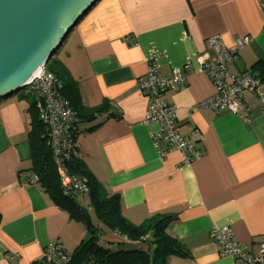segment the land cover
Instances as JSON below:
<instances>
[{"label":"crops","instance_id":"crops-1","mask_svg":"<svg viewBox=\"0 0 264 264\" xmlns=\"http://www.w3.org/2000/svg\"><path fill=\"white\" fill-rule=\"evenodd\" d=\"M74 31L62 46L67 56L58 60L78 83L85 106L108 101L122 116L83 125L77 138L79 158L106 195L120 196L124 217L135 225L156 215L175 219L168 232L189 257L173 256L167 264H241L221 256L211 238L225 226L257 256L264 240V112L250 92L247 119L201 108L216 90L199 59L214 56L211 37L236 50L249 36L229 71L241 74L264 63L259 0H100ZM150 63L162 77L175 68L188 76L185 88L168 91L165 99L176 107L183 135L198 130L192 138L202 157L189 165L177 153L162 160L152 138L160 126L145 123L148 102L139 79ZM34 103L27 96L0 102V264H40L51 243L73 253L87 237L82 223L30 182ZM103 239L111 248L122 240L113 233Z\"/></svg>","mask_w":264,"mask_h":264},{"label":"built area","instance_id":"built-area-1","mask_svg":"<svg viewBox=\"0 0 264 264\" xmlns=\"http://www.w3.org/2000/svg\"><path fill=\"white\" fill-rule=\"evenodd\" d=\"M264 12V0H259ZM250 43V37L238 41L236 50L229 49L220 36L208 39L209 48L214 56L208 54L199 59L201 71L213 83L216 93L204 100L201 108L217 113L229 112L242 118L249 117V108L245 94L252 93L259 101L264 112V76L258 72L246 71L232 74L229 66L234 63L237 53ZM48 65L41 69L29 85V94L34 97L40 120L47 126L49 142L54 163L66 195L82 202L90 203V187L87 178L68 173L67 164L79 157L77 139L74 138L76 117L69 101L62 92V83L48 70ZM189 68V66H185ZM188 76L182 68H175L172 76L162 77L155 64L150 63L146 76L139 79V87L147 99L145 123H157L158 132L152 138L162 160L171 154H179L182 164L189 165L202 157L201 149L192 138L198 133L192 128L190 136L183 135L176 115V107L165 99L170 90L185 88ZM78 138V137H77ZM39 178L34 175L30 182L36 184ZM90 209V208H89ZM211 238L217 243L221 256L232 257L241 264H264V240L260 243L257 256H252L248 246L240 243L232 227L225 226L211 231ZM69 253L61 242L51 243L44 252L41 264H69Z\"/></svg>","mask_w":264,"mask_h":264},{"label":"trees","instance_id":"trees-1","mask_svg":"<svg viewBox=\"0 0 264 264\" xmlns=\"http://www.w3.org/2000/svg\"><path fill=\"white\" fill-rule=\"evenodd\" d=\"M51 61L53 64L48 70L62 83L63 95L75 113V139L81 133L80 127L93 123L100 117L121 119L120 114L111 112L112 105L108 101L94 108L85 106L79 85L64 64L58 59L52 58ZM252 71L264 76V63L255 64ZM30 115L28 140L32 151L31 171L39 178L36 184L49 194L57 206L82 223L87 232L86 239L72 253L69 264H167L173 256L189 257L184 245L168 232L170 224L175 220L172 216L156 215L141 225L131 223L123 215L120 196H107L101 182L79 157L68 162V173L87 178L90 203L87 206L81 200L66 195L54 163L47 126L40 120L35 103ZM92 215L96 223L93 222ZM105 233L117 234L122 238L121 243L114 244L112 248L102 245L100 240Z\"/></svg>","mask_w":264,"mask_h":264},{"label":"water","instance_id":"water-1","mask_svg":"<svg viewBox=\"0 0 264 264\" xmlns=\"http://www.w3.org/2000/svg\"><path fill=\"white\" fill-rule=\"evenodd\" d=\"M100 0H0V102L28 87Z\"/></svg>","mask_w":264,"mask_h":264},{"label":"rangeland","instance_id":"rangeland-1","mask_svg":"<svg viewBox=\"0 0 264 264\" xmlns=\"http://www.w3.org/2000/svg\"><path fill=\"white\" fill-rule=\"evenodd\" d=\"M76 35V32L73 31L71 32V34L69 35L70 39L74 38V36ZM61 56V58L67 56V51H66V47H62L59 52L57 54L54 55L53 59H58L59 57ZM53 64V61L50 62L49 66L47 67L48 69H50L51 65ZM29 91H30V87H26L24 88L23 90H21L18 94H15L13 97L14 98H21L23 96H27L29 98H31L32 100H34V97L32 95L29 94ZM84 205H86V202H84ZM92 219H93V222L96 223V219L94 218V216L92 215ZM104 237V235H102ZM100 240V243L104 246H107V243L104 241V239ZM122 247H126V245H122Z\"/></svg>","mask_w":264,"mask_h":264}]
</instances>
